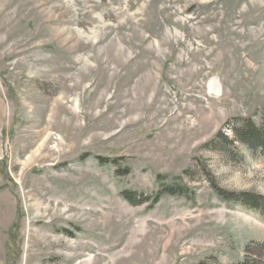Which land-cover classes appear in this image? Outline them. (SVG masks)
Returning a JSON list of instances; mask_svg holds the SVG:
<instances>
[{
    "label": "rangeland",
    "instance_id": "1",
    "mask_svg": "<svg viewBox=\"0 0 264 264\" xmlns=\"http://www.w3.org/2000/svg\"><path fill=\"white\" fill-rule=\"evenodd\" d=\"M263 114L264 0H0V264L242 262Z\"/></svg>",
    "mask_w": 264,
    "mask_h": 264
},
{
    "label": "trees",
    "instance_id": "2",
    "mask_svg": "<svg viewBox=\"0 0 264 264\" xmlns=\"http://www.w3.org/2000/svg\"><path fill=\"white\" fill-rule=\"evenodd\" d=\"M232 132L235 136V140L239 143L245 145L250 151L260 150L264 153V114L263 121L261 126H256L251 122H242L239 126L232 129ZM222 142H227L226 136L220 135ZM232 143V141H230ZM105 162L107 160H102ZM127 172H124L126 174ZM212 187L216 193L224 199L232 200L236 203L241 204L244 207H247L251 210H255L264 215V198L253 195L251 193H243L240 196H235L234 194H226L222 190H220L214 183H212ZM187 189L181 186H166L163 185L161 191L154 197L149 198L143 196L142 194H137L136 192L131 191H123L120 195L121 197L128 202L132 206H137L144 204L148 201L155 204L158 202L159 198L162 194H168L171 196H182L185 195ZM248 256L238 264H264L258 260V256L264 255V243L256 244L252 248H247Z\"/></svg>",
    "mask_w": 264,
    "mask_h": 264
},
{
    "label": "crops",
    "instance_id": "3",
    "mask_svg": "<svg viewBox=\"0 0 264 264\" xmlns=\"http://www.w3.org/2000/svg\"><path fill=\"white\" fill-rule=\"evenodd\" d=\"M5 198H4V196H2V200L3 201H5L4 200ZM8 206L4 203L3 205H0V213L2 214V213H5V212H7L8 213ZM7 210V211H6Z\"/></svg>",
    "mask_w": 264,
    "mask_h": 264
},
{
    "label": "bare ground",
    "instance_id": "4",
    "mask_svg": "<svg viewBox=\"0 0 264 264\" xmlns=\"http://www.w3.org/2000/svg\"><path fill=\"white\" fill-rule=\"evenodd\" d=\"M216 88H217L216 81L211 82V83H210V87H209V89H211V91H212V90L214 91Z\"/></svg>",
    "mask_w": 264,
    "mask_h": 264
}]
</instances>
